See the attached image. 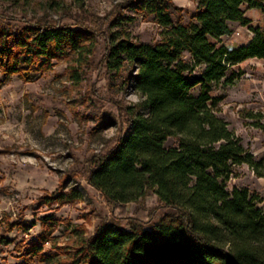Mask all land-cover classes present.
<instances>
[{
	"label": "trees",
	"instance_id": "1",
	"mask_svg": "<svg viewBox=\"0 0 264 264\" xmlns=\"http://www.w3.org/2000/svg\"><path fill=\"white\" fill-rule=\"evenodd\" d=\"M264 12V0H197L188 23L173 0H127L112 16L107 30L27 21L11 26L0 15V72L19 75L47 68L54 59L93 54L98 36L105 42L103 67L118 74L126 65L133 89L143 101L127 107L109 147L87 160L86 181L100 192L118 219L76 247L78 264H264V211L249 189L227 190L233 167L247 164L264 177V160H257L215 111L212 97L220 84H232L231 68L249 59H264V31L252 26L247 10ZM132 10L153 16L162 27L161 40L139 43L127 26ZM249 27L247 45L228 47L223 37L231 24ZM189 54V58H186ZM199 88L198 95L191 92ZM177 138L178 147L166 141ZM64 184L40 200H82L77 188ZM156 196L168 212L155 221L154 212L127 207ZM126 221V225L119 222ZM52 218L42 219L49 227ZM27 229L8 221L6 232ZM80 230H75V233ZM85 233V231H84ZM47 230L24 251L26 258H43Z\"/></svg>",
	"mask_w": 264,
	"mask_h": 264
},
{
	"label": "rangeland",
	"instance_id": "2",
	"mask_svg": "<svg viewBox=\"0 0 264 264\" xmlns=\"http://www.w3.org/2000/svg\"><path fill=\"white\" fill-rule=\"evenodd\" d=\"M125 1L0 0V15L11 26L30 20L60 21L72 27L82 23L99 32L108 29ZM173 2L188 23L197 10V0ZM123 11L133 17L127 28L135 41L161 40L163 29L153 16ZM247 12L252 26L264 31V12ZM231 29L223 37L228 47L246 44L254 35L236 22ZM98 40L93 54L54 59L47 68L30 72L29 81L0 72V264H78L80 242L93 239L100 228L118 219L100 192L87 183L86 162L109 147L119 124L128 117L126 108L133 107L136 113L143 98L133 89L135 70L131 66L126 65L120 74L103 67L105 42L99 36ZM232 73L236 77L232 84L222 83L211 93L219 99L216 114L257 160H264V59L235 65ZM199 91L196 88L191 93L198 95ZM165 146L178 147V139L169 138ZM63 184L65 192L79 189L82 200L52 205L40 200ZM235 187L249 189L264 211V177H258L247 164L234 166L227 190ZM139 207L154 212L155 221L168 212L156 196L129 205L127 211L135 215ZM44 218H52L53 224L43 226ZM8 221H21L27 229L7 233ZM119 222L126 225L123 219ZM76 229L81 233H75ZM45 230L49 241L43 246L44 257L26 258L24 251L38 243Z\"/></svg>",
	"mask_w": 264,
	"mask_h": 264
},
{
	"label": "crops",
	"instance_id": "3",
	"mask_svg": "<svg viewBox=\"0 0 264 264\" xmlns=\"http://www.w3.org/2000/svg\"><path fill=\"white\" fill-rule=\"evenodd\" d=\"M251 10H254V9H251ZM247 13L248 12H246V16H247ZM248 17V16H247ZM248 18H250V17H248ZM250 40H251V38H250ZM250 40H248V42L246 43V44H242V45H247L249 42H250ZM242 45H239V46H242ZM238 47V46H237Z\"/></svg>",
	"mask_w": 264,
	"mask_h": 264
}]
</instances>
